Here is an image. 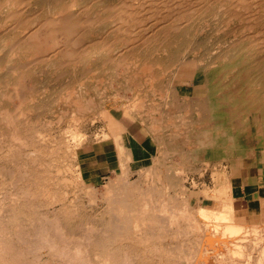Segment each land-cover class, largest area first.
Masks as SVG:
<instances>
[{
    "label": "bare ground",
    "instance_id": "obj_1",
    "mask_svg": "<svg viewBox=\"0 0 264 264\" xmlns=\"http://www.w3.org/2000/svg\"><path fill=\"white\" fill-rule=\"evenodd\" d=\"M211 24L234 38L216 40L207 61L196 42ZM149 93L158 102L143 108ZM119 108L154 140L149 166L131 170ZM60 138L73 172L56 182L65 199L82 177L78 150L113 140L120 173L83 190L102 212L75 221L26 211ZM259 162L264 0H0V264H264V169L256 202L232 184Z\"/></svg>",
    "mask_w": 264,
    "mask_h": 264
},
{
    "label": "rangeland",
    "instance_id": "obj_2",
    "mask_svg": "<svg viewBox=\"0 0 264 264\" xmlns=\"http://www.w3.org/2000/svg\"><path fill=\"white\" fill-rule=\"evenodd\" d=\"M212 24L207 27V31L204 33V37L203 36H200L198 37V42H196V48H198V51H196V54H205V50L207 51L208 53V57L207 56V61L209 59L212 58V59H215V57L217 56L216 54L213 55L212 52H216L217 53V49L218 47H215L217 46L216 44V40L219 41H222L220 36H218L219 31L218 32L216 31L215 32V27L213 28ZM211 28H213L212 30H210ZM210 31V32H208ZM208 32V33H207ZM214 32V33H213ZM215 33H217L216 35H214ZM217 36V38H216ZM203 37V38H202ZM232 37V36H231ZM229 37L227 38L226 40H223L222 42L228 44L229 40H231L232 38L234 37ZM216 38V39H214ZM220 39V40H219ZM204 40V42L202 43V41ZM208 42V43H207ZM206 43V45H205ZM209 44V45H208ZM198 45V46H197ZM201 45V46H200ZM204 46V47H203ZM201 48V49H199ZM217 48V49H216ZM216 49V50H215ZM200 50V52H199ZM212 50V51H211ZM215 50V51H214ZM210 51V52H209ZM204 52V53H203ZM210 53L212 54V56H210ZM190 54H186V57H189ZM218 63H221L220 61ZM186 81V79H182V80H179V81H175V84H180V83H184ZM93 82V83H92ZM92 82H90L92 85L91 86H96L97 85V82L95 80H93ZM96 83V84H95ZM102 87H104L103 90H105L106 88V85L105 84H102ZM54 88V87H53ZM94 90H92V89ZM90 89L92 90L91 91V94L95 92V89L93 87H91ZM59 90L58 88V85L52 90L54 92V94L57 93V91ZM51 91V92H52ZM56 91V92H55ZM47 93V92H46ZM110 93V91L108 92ZM96 94V93H95ZM151 94L153 93H149L148 97V100H144L146 102H144L146 105H143V108H146L149 106V102H152V104L155 102L157 103L158 102V98L156 99L155 96H152ZM47 95L46 97H48L49 93L45 94ZM94 97H96L94 95ZM151 99V100H150ZM153 99V100H152ZM55 109V108H54ZM52 109V111L54 110ZM56 110V109H55ZM189 112V111H187ZM112 113H114L113 115H115V117L119 120H123V121H126V120H130L131 123H134V125L139 129L137 130L134 126H129L127 130L130 131L129 133V146H130V149L131 151H133V153L135 155H137V151L140 149V147H138L136 145V142L137 143H140L142 145V147L145 149V158L143 160H146L144 162V166H149L150 165V159L154 156H157V151H156V145H154L152 143V138L150 137V135H148L145 131H144V127H143V124L140 122V120L136 119V118H133L131 116H129L125 110L119 108V109H113L112 110ZM48 114V119H53L54 118V115L51 113V112H47ZM47 114H45V117L47 116ZM51 115V116H50ZM53 117V118H52ZM126 119V120H125ZM139 121V122H138ZM211 123V122H210ZM212 124V123H211ZM210 125V124H209ZM103 125L102 123H97L96 126H87L86 129L87 131H89V133H93L94 131H99L101 129H103ZM43 129V130H42ZM36 130H41L42 132H44L43 134H46V133H49V131L47 129H44L42 126L40 125H37L36 126ZM45 130V131H44ZM47 130V131H46ZM141 130V131H140ZM167 130H165L166 132ZM143 132V133H142ZM152 139V140H151ZM57 141H60L58 142L59 145H57L56 147L58 148H54L53 149V153H56V159H57V165L55 167H53L51 164L52 163H49L52 161V158L54 159V156H51L50 154H48L47 156V161L43 160L42 156L39 157V158H42L41 161L43 163H45L48 167H47V171H40L38 173H36L35 175L39 176V179H40V182H39V199H36L34 201H32V204L29 203V205H27L26 207V211H28V207L30 206L31 208L32 207H37L38 209H40V206H41V209L39 210V212L45 214L46 216H54V215H61L62 217H66V218H70V219H74L73 217H75V221L77 218H79L80 216L82 217H88L89 215H93V213L96 212H99L101 208V206L99 207H92L89 206V202L87 203V196L86 194H84V187H93L95 188V190H102V186L105 185V183L110 180V179H114L115 175L113 176V171L116 169V171L118 173L119 170H118V165H117V158H116V154H115V151H114V146H113V140L111 138H108V139H105V140H101V141H95V140H92V138L89 140V142H91L87 148H85L84 150H79L78 153H79V157L81 159V162H83V165L82 168L83 170L85 171L86 174H83L82 173V177H80L81 179L79 180V184H75V186L73 187V189H69L67 191V193H69L68 195H66V199H65V196H61L64 195L62 192L65 190V188L63 187V185H59L58 183L56 182H59L61 181L62 179V176L70 179L72 178V175H73V172L71 173V176H70V172H66V167L67 165H70V160H71V154L68 152V148L64 146V139L63 138H60V139H57ZM154 141V140H153ZM47 145H42L41 149H44L45 151L48 152V148L49 147H46ZM138 147V148H137ZM58 150V151H57ZM50 151V150H49ZM57 151V152H56ZM50 156V157H49ZM230 157H237V153L233 152L231 153V156ZM257 157L258 159L261 158V153H257ZM17 161H20V158H17ZM80 162V163H81ZM139 163V160L135 159L134 163H132L131 167H132V171L135 170V165ZM246 165L250 164V160L246 159L245 161ZM59 164V165H58ZM72 164V163H71ZM9 166H11V164H8ZM259 166V167H258ZM13 168V170H15L14 166L12 165L11 166ZM49 168V169H48ZM56 168H58L59 170H61L62 168V175H58L57 173L55 174L56 172ZM64 169V170H63ZM221 170V168H219ZM219 169L217 171H219ZM251 169V170H250ZM264 169V165L262 162H259L257 164V166L255 167H252V168H249V169H244L242 172H241V175L238 176V177H235L233 178L232 180V184L234 185V187L238 188V185L241 186L244 184V187L242 188H239V193L236 191V193L238 194L237 197H242L245 199V203L248 204V203H252V202H256L259 198V194H258V191H259V188H258V171L259 170H262ZM53 170V171H52ZM55 170V171H54ZM63 171L65 173H63ZM47 172V173H46ZM50 172V173H49ZM82 172V170H81ZM67 173V174H66ZM51 174V175H49ZM256 175V176H255ZM57 176H58V179H57ZM60 176V177H59ZM136 174L135 173H132L131 175V179H136ZM56 177V178H55ZM243 177V179H242ZM44 178V179H43ZM49 180H48V179ZM55 178V179H54ZM91 178V179H90ZM208 177L205 178V181L206 183H209V179H207ZM226 178V175L223 176V179ZM53 179V180H52ZM57 179V180H56ZM242 179V180H241ZM48 180V182H47ZM51 181V182H50ZM198 181H202L200 179H198ZM197 181V182H198ZM54 183H56V185H54ZM76 183V182H75ZM242 183V184H241ZM41 186V187H40ZM50 186V187H48ZM35 186L33 185V188ZM63 187V188H62ZM78 187V188H77ZM257 187V188H256ZM47 189V190H44V189ZM75 188V189H74ZM82 188V189H81ZM44 191H43V190ZM56 189V190H55ZM60 189V190H59ZM49 190H55L57 192V195L55 198V200H50V197L47 198L48 196V193L50 192ZM70 190L73 191V193L71 192L70 193ZM77 190V191H76ZM80 191V196L77 194V192ZM253 190V191H251ZM49 191V192H48ZM83 191V193H81ZM242 191V192H241ZM59 192V193H58ZM61 192V193H60ZM43 193V194H42ZM74 194V195H73ZM76 194V195H75ZM78 195V196H77ZM46 196V197H45ZM61 196V197H60ZM73 196V197H72ZM43 197V198H42ZM60 197V198H59ZM75 197V198H74ZM80 197V198H79ZM47 198V200H46ZM71 200H68L70 199ZM83 198V201H81ZM64 199V200H63ZM75 199V200H74ZM248 199V200H247ZM50 200V201H49ZM63 200V201H62ZM75 203H73L74 201ZM81 202H79V201ZM37 201V202H36ZM53 201L52 205L51 202ZM56 204H55V202ZM59 201V202H58ZM61 201V202H60ZM68 201V202H66ZM70 201H72L70 203ZM247 201V202H246ZM50 202V203H49ZM85 202V203H84ZM51 204L52 206L48 205V204ZM73 203V205L71 206V204ZM78 203V204H77ZM243 203V202H242ZM244 203V204H245ZM46 204V205H45ZM70 204V206H69ZM77 204V205H76ZM84 204V205H82ZM88 204V205H87ZM48 205V206H47ZM77 207H76V206ZM80 205V206H79ZM45 206V207H44ZM84 206V207H83ZM72 207V208H71ZM77 210H75L74 208ZM98 208V209H97ZM100 208V209H99ZM74 210V213L73 210ZM79 210V211H78ZM95 210V211H94ZM99 210V211H98ZM75 211H76V215H75ZM103 210H101L100 212H102ZM78 213V214H77ZM89 213H92V214H89ZM100 214V213H99ZM79 215V216H78ZM88 215V216H87ZM31 217L34 218V215L33 213L31 214ZM37 217V215H36ZM80 217V218H81Z\"/></svg>",
    "mask_w": 264,
    "mask_h": 264
},
{
    "label": "crops",
    "instance_id": "obj_3",
    "mask_svg": "<svg viewBox=\"0 0 264 264\" xmlns=\"http://www.w3.org/2000/svg\"><path fill=\"white\" fill-rule=\"evenodd\" d=\"M119 120V119H118ZM126 120V119H125ZM120 121V123H121V125L123 126V128L126 130V132H127V135H128V137H127V142L129 141V133H130V131L129 130H127L128 129V127L129 126H134L137 130H139L135 125H134V123H131V121L129 120H126V121H123V120H119ZM141 131V130H140ZM143 133V132H142ZM91 145V144H90ZM128 145H129V143H128ZM136 145L138 146V147H140V149L137 151L138 153H137V155H135L134 153H133V151H131V149H130V146H129V150H130V154H131V157H132V160H133V163H134V161H135V159H137V160H139V163H143V162H145L146 160H143L144 158H145V149L142 147V145L140 144V143H137L136 142ZM114 146V145H113ZM137 147V148H138ZM87 148V147H86ZM85 148H83V149H80V150H84ZM79 151V150H78ZM115 154H116V152H115ZM116 158H117V156H116ZM77 161H78V164H79V168L82 170V172L81 173H83V174H86L85 173V171L83 170V168H82V166L81 165H83V162H81V159H80V157H79V153H77ZM81 162V163H80ZM138 163V164H139ZM117 165H118V160H117ZM116 169H117V167H116ZM116 169L114 170V171H116ZM113 171V172H114ZM91 179V178H90ZM242 179H243V177H242ZM241 179V180H242ZM242 184V183H241ZM244 185V184H243ZM239 186V185H238Z\"/></svg>",
    "mask_w": 264,
    "mask_h": 264
}]
</instances>
